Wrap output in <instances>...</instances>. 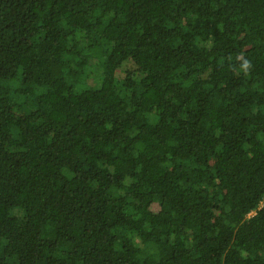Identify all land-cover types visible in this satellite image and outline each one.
<instances>
[{
  "label": "trees",
  "instance_id": "obj_1",
  "mask_svg": "<svg viewBox=\"0 0 264 264\" xmlns=\"http://www.w3.org/2000/svg\"><path fill=\"white\" fill-rule=\"evenodd\" d=\"M0 264H264V0H0Z\"/></svg>",
  "mask_w": 264,
  "mask_h": 264
},
{
  "label": "clouds",
  "instance_id": "obj_2",
  "mask_svg": "<svg viewBox=\"0 0 264 264\" xmlns=\"http://www.w3.org/2000/svg\"><path fill=\"white\" fill-rule=\"evenodd\" d=\"M240 57H238L239 59ZM251 61L250 60H247V59H242V62H241V68L245 71V73L248 72V70L251 68Z\"/></svg>",
  "mask_w": 264,
  "mask_h": 264
},
{
  "label": "rangeland",
  "instance_id": "obj_3",
  "mask_svg": "<svg viewBox=\"0 0 264 264\" xmlns=\"http://www.w3.org/2000/svg\"><path fill=\"white\" fill-rule=\"evenodd\" d=\"M90 72L93 74V75H96L98 73V70L95 69V68H92V69H89Z\"/></svg>",
  "mask_w": 264,
  "mask_h": 264
}]
</instances>
